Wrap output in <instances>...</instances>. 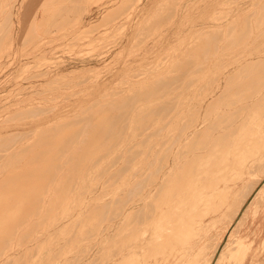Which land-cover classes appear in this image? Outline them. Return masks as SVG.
<instances>
[{"label": "rangeland", "instance_id": "1", "mask_svg": "<svg viewBox=\"0 0 264 264\" xmlns=\"http://www.w3.org/2000/svg\"><path fill=\"white\" fill-rule=\"evenodd\" d=\"M262 16L264 0H0V249L8 247L1 249L0 264H176L166 260L170 247H154L152 241L132 247L141 238L134 233L132 239L131 223H145L148 209L124 218L125 233L116 234L123 223L118 205L136 192L135 179H146L151 148L172 136L184 110H194L197 99L212 93L219 81L214 113L240 99L235 87L255 66L223 72L242 52L264 49ZM252 184L236 213L215 224L203 257L177 264H217L223 253L220 264H264V177ZM140 189L145 192L146 183ZM158 193L157 205L163 197ZM256 199L262 204L254 216ZM53 207L59 208L54 214ZM28 228L33 231L26 237Z\"/></svg>", "mask_w": 264, "mask_h": 264}, {"label": "bare ground", "instance_id": "2", "mask_svg": "<svg viewBox=\"0 0 264 264\" xmlns=\"http://www.w3.org/2000/svg\"><path fill=\"white\" fill-rule=\"evenodd\" d=\"M256 14H257V12H256ZM250 15H249V18H250ZM262 17H264V16H262ZM249 18H246V19H249ZM259 19H262V18H259ZM254 21H256V20H254ZM245 29H246V27H245ZM248 29L250 30V28H248ZM220 30H222V29H220ZM243 33H245V32H243ZM210 36H212V35H210ZM230 40H231V36H230ZM222 41H221V43H222ZM251 42L253 43V41H251ZM240 43H241V41H240ZM205 44H207V42ZM242 44H243V42H242ZM203 47H204V43H203ZM221 47H223V46H221ZM212 48H211L210 52H212V50H213ZM239 48H240V46H239ZM258 51L259 50H257V52H254L253 54H249V53L246 54V52L245 53L242 52L243 54H241V55L239 54V57H238V55L236 56V54H235L236 58H232L233 60H231V62L226 65L227 67H226L225 71L223 72V74H229L230 72H237V71L242 70V69H244L246 67H249L251 65L255 66L254 71L250 72V73L247 72L244 75L245 79L243 81H240L238 83V85H236L237 87H235L236 90L234 91L233 94H235V92H237V94L239 93V95H240L239 91H241V95H240V99L236 100L234 102V105L232 103L233 106H231V107L228 106V108L226 106L227 109H225V110H223V108H225V107H223L221 111L219 110L218 112L214 113V111H215L214 107H215V105L217 103L216 100L219 99L218 98L219 89L222 86V81H219L217 83L216 88L214 87L215 89L213 90V92L209 93L210 96L208 94H206L207 96L204 95V97H202L200 100L197 99L199 101L198 104H194V102L192 103L194 105H197L194 108V110L191 108L192 109V111H191V109L189 107V110H184L181 113L182 115L179 118L180 122L175 125V128H173V130H172L173 134H172V136L170 135L171 137H169V139H167V141L166 140L165 141H161L159 143L158 147H154L153 146L151 148V150H150L151 153H149L150 154L149 157H148L149 159H148V162L146 164V169H147V172H146L147 176L145 177L146 179L144 181L135 179L133 187L135 188L136 192L134 193V195L130 199H128L127 197L124 196L125 198H127V202L124 199L126 203L123 202V204H122L123 206L117 204L119 206V210L117 212L119 220L120 219L123 220L124 218L127 219V217H129L131 215V213H133L134 211L137 212L138 209H140L142 207H144V210H146V209L149 210L148 217H146L147 219L146 220L144 219L145 215L143 216L144 218H142V220L143 219L145 220V223L142 222L143 224L140 222V220H139V222L137 221V222L131 223V221H130L131 219H129V221H130V223L132 225V227L129 228V230L131 229L130 232L131 233L133 232V235H131V237L133 236L132 239H134V233L139 238H141V240L139 242H136V243L133 240L134 243L132 242L133 243L132 247L135 248V246H138V245L142 246V245H145L147 242L152 241L153 244H155L154 247H158L159 248L160 245H161V247L163 245L164 248L165 247H170V250H168V252H167L168 253L167 257H166L167 261H174L177 264V263H180L183 260H185V258L186 259L187 258H191L193 260V262L195 263L196 261L199 260L198 258L201 257L206 252V249L209 247V243H210V241H211V239L213 237L212 236V234H213L212 230H213L215 224L218 221L221 222L222 220L228 218L233 213L235 214L236 210H237L235 208H238L239 206H242V204H244L247 201L248 196L252 192V190L249 189V192L247 191V194H245L244 193L245 192V188L247 186H250L252 183H253L252 185L254 187V185L258 184V182L260 180H262V178L264 177V49H262L259 52ZM212 54H213V52H212ZM205 55L206 54L204 53V56ZM202 56H203V53H202ZM206 59L209 60L208 54H207V58ZM201 66H202V64H201ZM221 68H220V70H221L220 73H222V69ZM201 69H202V67H201ZM200 72H201V70H200ZM220 77H221V75H220ZM213 79H215V77ZM220 79L222 80V77ZM212 84H213V82H212ZM203 85H201V86H203ZM210 87H212V86H210ZM217 88H218V90H217ZM207 92H208V90H207ZM207 92H205V93H207ZM198 94H199V92H198ZM237 97H239V96L237 95ZM196 98H198V96ZM232 100H233V98H232ZM192 101H193V99H192ZM228 103H229V101H228ZM213 104H214V107H213ZM210 107H213L212 110L213 109L214 110L213 111L209 110ZM183 108H184V106H183ZM112 141H114V140H112ZM125 151H126V149H125ZM141 155H142V153H141ZM145 155H147V154H145ZM91 156H92V154H91ZM118 156H117V159H119ZM76 157H79V156L76 155L75 158ZM85 157L87 158V156L84 155V159H86ZM131 157H133V156H131ZM139 157L141 159V156H139ZM122 158H123V156H122ZM120 159H121V157H120ZM135 160H137V158H135ZM142 160L143 159H141V161ZM68 161L70 162V160H68ZM85 162H86V160H85ZM113 162L111 161V163H113ZM117 164L118 163H116L115 166ZM86 165L87 164L85 163V166ZM140 165H142V164H140ZM93 167H95V166H93ZM97 169H98V167H97ZM136 169H137V166H136ZM45 170H47V169H45ZM120 171H122V170H120ZM131 171H132V169H131ZM78 172H75V173L78 174ZM97 172H98V170H97ZM175 172L178 173V174L177 175H172V174H175ZM45 173L46 172H44V175H45ZM102 173H103V171H102ZM134 173H136V172H134ZM134 173H133V175H134ZM11 174H9V176ZM37 175L39 176V174H37ZM103 175H105V172H104ZM103 175H102V177H103ZM28 176H30V174ZM99 176H100V174H99ZM124 176H126V175H124ZM11 177H13V176L11 175ZM15 177H16V175H15ZM15 177H14V179H15ZM18 177H20V176L18 175ZM120 177H121V174H120ZM127 177L128 176H126V178ZM109 178H110V176H109ZM126 178L124 177V179H126ZM41 179H43V178H41ZM11 180H13V178ZM45 180H46V178H45ZM23 181H24V179H23ZM106 181H107V179H106ZM8 182L10 183V180ZM99 182H100V180H99ZM145 183H146V189L147 190L144 192L140 188H142V185L144 186ZM75 184H76V182H75ZM96 184L98 185V183H96ZM32 186H33V184H32ZM72 186H74V183H73ZM27 188L28 187L26 186V189ZM105 188L108 189L106 186H105ZM105 188H103V189H105ZM143 188L145 189V187H143ZM51 189H53V188H51ZM140 190H142V191H140ZM159 190L162 191V193H163L162 196L163 197L160 196L161 197L160 200H162V202H160L158 200L159 198L157 199V203L160 202V204L157 205L156 202L155 203L153 202V197L155 199L156 196H154V195H157L155 193H158ZM44 191H45V189L42 192L44 193ZM31 192L32 191H30V193ZM103 193H105V192H103ZM102 195L103 194H101V196ZM242 195L244 196V198H242ZM22 196H24V194ZM104 196H105V194H104ZM119 196L121 197V195H119ZM38 197H39L38 198V200H39L40 196H38ZM41 198L43 199V197H41ZM83 198H84V196H83ZM17 199H19V197ZM34 199H35V197L32 196L31 200H34ZM26 200H27V198H26ZM98 200H100V199H98ZM121 200H122V198H121ZM77 201H78V199H77ZM24 202H25V200H24ZM34 202L36 203V201H34ZM70 202H71V200H70ZM7 203H9V202H7ZM30 203L33 204L31 201H30ZM103 203H105V202H103ZM115 203H116V201H115ZM118 203L121 204V202H118ZM16 204H17V202H16ZM52 204L53 203H51V206H52ZM89 204H90V202H89ZM108 204H107V208H108ZM153 204H156L157 207L153 206ZM261 204H262L261 203V199H258V200L256 199L254 201V205H253L254 207H253V210H252L254 216H256L260 212L259 207H260ZM9 205L11 206L10 208L13 207V205H11V204H9ZM33 205H35V204H33ZM36 205H38V204L36 203ZM63 205H64V203L62 205H60V206H63ZM95 205H96V203H95ZM127 205H129V206L127 207ZM31 206L32 205L29 204V209L32 208ZM38 206H40V202H39ZM51 206H49V207H51ZM74 206H76V205L73 204V207ZM114 206L116 207V205H114ZM6 207H8V206H6ZM58 207H59V205H58ZM1 208H2V206H1ZM1 208H0V211H1ZM23 208L25 209V206ZM69 208H70V206H69ZM5 209H3V211L6 212ZM33 209H34V207H33ZM58 209H56V211H58ZM19 210L21 212L23 209L22 208L20 209V206H19ZM25 210H28V209H25ZM94 210H95V208H94ZM30 211L33 212V210H30ZM54 211L55 210H54V207H53V214H54ZM105 211H106V207H105ZM28 212L29 211H27L26 213H28ZM32 212H31V214H32ZM50 212H52V211L50 210ZM59 212H60V210H59ZM72 212H74V209H73ZM76 212L78 213V211H76ZM91 212H90V214H91ZM146 212L147 211H145V214H146ZM38 213H40V212L38 211ZM48 213H49V211H48ZM35 214H37V213H35ZM110 214H111V212H110ZM64 215H65V213H64ZM67 215H69V214H67ZM117 215H116V217H117ZM8 216H10V215H8ZM15 216H16V214H15ZM29 216H30V214H29ZM70 216H71V214H70ZM70 216H68V217H70ZM92 216H93V214H92ZM108 216H109V214H108ZM100 217H102L101 214L99 216V219H100ZM36 218H37V216H36ZM55 218H56V216H55ZM109 218H110V216H109ZM61 219H63V217ZM74 219H77V218H74ZM8 220H10V219H8ZM24 220H26V219H24ZM46 220H47V216H46ZM89 220L91 221V218ZM124 220H123V223L119 222V224H121L122 226L119 227V229L116 231V234L118 233V234L122 235L123 233H125L124 230L126 229L125 228L126 226L124 227V223H125ZM12 221L13 220H11L9 222H12ZM26 221H24V223ZM54 221H55V219H54ZM129 221H127V224H128ZM16 222H17V224L19 223L17 218H16ZM40 222H41V220H40ZM71 222L73 223V220ZM71 222H70V224H71ZM76 222H77V220H76ZM87 222H88V220H87ZM37 223L34 222L33 226L36 227ZM103 223H104V221H103ZM112 223L113 222H111V224ZM54 224H55V222H54ZM0 225H1V223H0ZM5 225H6V222H5ZM18 225H20V224H18ZM38 225H39V223H38ZM66 225H67V223H66ZM97 225H98V223H97ZM8 226L10 227V225H8ZM41 226L42 225H40V227ZM70 227H71L70 229H72V226H70ZM73 227H74V225H73ZM108 227L111 228V225L108 226ZM16 228H17V226L15 227V230H13V231H15V233H16ZM78 228H79V226H78ZM238 229H239V227H238ZM27 231L29 233H27ZM31 231H33V230H31V229L29 230V228H28L26 230V233H25L26 235L25 236L27 237V234L31 235L30 234ZM80 231L82 232V229ZM86 231H88V229ZM95 231H96V229H95ZM1 232H2V230H1ZM6 232H9V230L6 231ZM93 232H94V229H93ZM57 233H58V231H57ZM103 233H104V231H103ZM51 234H52V232H51ZM91 234H92V232H91ZM8 235L6 234V235H4V237L5 236L7 237ZM77 235H78V233H77ZM79 236H81L80 232H79ZM13 237L14 236H13V233H12V237L11 238L8 237V238L12 240ZM101 237H103V236H101ZM114 237H116V236H114ZM122 237H124V236H122ZM37 238L40 239L39 237H37ZM49 238H48V240H49ZM26 239L24 238V240H26ZM43 239H44V237H43ZM83 239H84V237H83ZM85 239H86V237H85ZM132 239H130V240L132 241ZM75 240H74V242H75ZM126 240H127V238H126ZM0 241H2V240H0ZM28 241H30V240L28 239ZM66 241H68V240H66ZM235 241L238 242L239 244H241L239 238L235 239ZM20 242H21V239H20ZM95 242L96 241H94V243ZM1 243H4V241L1 242ZM8 243H11V242L8 241ZM66 243H69V242H66ZM70 243H71V241H70ZM112 243H113V241H112ZM121 243H123V241ZM13 244H12V246H13ZM90 244H92V243H90ZM48 245H50V244L48 243ZM77 245H78V243H77ZM82 245H84V244H82ZM115 245L113 247H115ZM1 246H3V245H1ZM18 246H19V244H18ZM97 246H98V244H97ZM177 246L178 247L180 246V247L178 248ZM4 247H2L1 249L5 250ZM20 247H21V245H20ZM125 247L126 246H124V248ZM5 248H8V247L6 246ZM124 248H123V250H124ZM233 248H235V247H233ZM1 249H0V253L2 252ZM102 249H103V247H102ZM111 249H113V248H111ZM147 249L148 248H146V250ZM162 249H160V252H161ZM89 250H90V248H89ZM151 250H152V248H151ZM151 250H150V252H151ZM229 250H227V251H229ZM82 251H83V249H82ZM119 251H118V253H119ZM142 251H143V249H142ZM144 251H145V249H144ZM70 252H71V250H70ZM138 252L139 251H137V253ZM112 253H113V250H112ZM161 253H163V252H161ZM230 253H231V251H230ZM3 254L4 253H1V255H3ZM105 254L106 253L104 252V255ZM110 255H109V257H110ZM145 255H146V253H145ZM223 255H224V253L221 254V257L219 256L220 258L218 259L217 264H220L222 262ZM78 256H79V254H78ZM86 256H87V254H86ZM101 256L103 258L102 254H101ZM7 257H8V255H7ZM9 257H10V255H9ZM56 258H57V254H56ZM75 258H76V256H75ZM106 259H108V258H106ZM209 262H211L210 259H209ZM68 263H69V260H68ZM83 263H84V260H83ZM50 264H51V262H50ZM121 264H122V262H121Z\"/></svg>", "mask_w": 264, "mask_h": 264}]
</instances>
